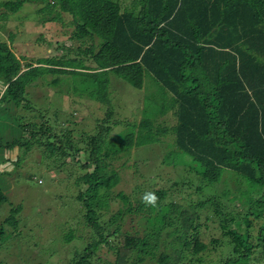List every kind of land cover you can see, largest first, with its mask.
Returning a JSON list of instances; mask_svg holds the SVG:
<instances>
[{"label": "trees", "instance_id": "16d2710c", "mask_svg": "<svg viewBox=\"0 0 264 264\" xmlns=\"http://www.w3.org/2000/svg\"><path fill=\"white\" fill-rule=\"evenodd\" d=\"M24 1H10L5 6L21 7ZM31 1L44 4L45 20L59 25L56 34L62 38L55 44L62 54L38 58L37 65L23 63L10 44L0 39V206L7 201L5 191L16 175L36 184L35 171L21 175L15 169L26 153L41 146L47 159L53 154L74 159L82 148L84 161H76L84 173L75 181L83 186L77 194L83 211L76 220L82 228L69 230L64 240L83 237L86 245L66 264H96L90 260L94 251L117 239L122 240L121 247L115 243L119 261L129 257L128 264H135L146 259L144 256L154 258L162 230L174 220L178 227L167 248L177 250L176 260L171 263L172 254L163 251L156 262L204 264L202 253L208 244L197 237L199 215L177 214V206L171 209L176 217H169L160 203L165 191H157L155 205H147L159 210L147 217L149 233L135 238L121 232L132 203L128 194L114 193L120 177L109 159L118 153L129 156L136 148L146 149L168 133L174 136L177 148L164 155L162 165L176 166L181 157L191 156L199 175L209 171L217 177L228 170L242 177L248 188L240 193L251 208L243 215L223 212L219 226L226 240L210 239L211 245L222 243L230 249L216 263H206L248 264L259 249L260 260L264 256V200H260L264 197V0H134L123 10L118 0ZM46 74L67 75L75 92L79 88L109 110L110 75L137 89L150 76L154 81L148 82L150 92H157L158 97L148 102L147 115L109 139L107 133L113 125H109L106 111L98 133L86 135L80 144L63 124L52 126L23 114L30 105L24 96L26 86ZM59 79L54 77L50 84L56 85ZM165 110L171 111L175 122L161 129L154 119ZM64 145L75 154L68 153ZM43 168L41 172L47 175ZM109 195L120 198L116 210L108 208ZM220 208L216 206L215 212L221 213ZM18 209H10L2 222L15 227ZM2 225L0 239L8 234ZM186 250L195 257L186 256Z\"/></svg>", "mask_w": 264, "mask_h": 264}, {"label": "rangeland", "instance_id": "374dc122", "mask_svg": "<svg viewBox=\"0 0 264 264\" xmlns=\"http://www.w3.org/2000/svg\"><path fill=\"white\" fill-rule=\"evenodd\" d=\"M10 1L15 0H0V39L10 44L14 53L23 58L22 62H34V65H37L38 58L62 54L55 44L57 38H62L56 34L59 25L55 26L45 20L44 4L27 0L21 7L11 8L9 4L5 6V3ZM118 1L123 10L125 7L130 8L134 0ZM54 77L60 78L56 85L50 84ZM151 79L150 76H145L144 86L137 89L115 75H110L107 87L109 110L106 105L90 99L85 92H80L79 88L76 87L75 92L67 75L46 74L44 78L37 77L26 86L24 96L30 105L23 110V114L36 122L45 120L46 124L52 126L57 122L63 124V129L71 132L72 140L83 144L81 140L86 135L90 137L98 133L102 119L106 111H109L110 124L105 123V126L113 125L107 133L109 139L130 122H138L143 117L142 114L147 115L150 112L148 102L158 97L157 92H150L152 88L148 86V82ZM155 116L154 121L160 122L161 129L170 127L175 122L171 111L165 110L164 114ZM115 121L117 123L113 124ZM173 138L172 134L167 133L159 142L150 144L146 149L136 148L129 156L118 153L109 159L120 177L113 188L114 193L122 191L128 194L132 203V210L126 216L121 232L135 238H142L149 233L147 217L158 213L159 210L158 207L151 210L143 197L149 193L156 196L157 191H165L160 203L165 205L164 212L166 211L169 217H176L171 214V209H177V206V214L183 211V214L186 213L185 217L199 215L198 222L201 226L197 237L208 244V248L202 253L206 258L203 263H216L230 248L222 243L213 246L210 239L226 240L219 226L224 219L223 212L243 215L251 208L244 202L245 198L240 193V190L248 189L247 185L242 177L228 170L217 177L209 171L199 175L194 169L197 162L191 156L183 159L181 157L176 166L162 165L164 155L177 148ZM52 142L57 140L52 138ZM58 144H62V141ZM64 148L68 153H74L73 148L68 149L66 145ZM82 150L81 148L74 159L59 157V154H53L47 159L44 154L42 156L43 147L39 146L26 153L23 163L15 167L16 172L21 175L35 171L36 184L31 179L25 181L20 175H16L19 179L13 178L9 189L5 191L7 201L0 206V226L3 224L2 227L8 234H4L6 236L0 239V264H66L74 252L81 251L86 245L83 237L75 236L69 242L64 240V235L69 230L82 228L77 225L76 220L83 211L80 201L77 200V194L83 186L75 183L77 177L84 173L79 165V161H84ZM18 155L22 156L21 152ZM77 159L79 161H76ZM43 166L46 167L47 175L41 172L44 170ZM260 200H264V197L261 196ZM202 201H205L204 204L199 206ZM108 205L109 209L116 210L121 205L120 198L109 195ZM220 205L221 213L215 212V207ZM17 206L19 209L14 213L16 226L4 224L2 221L9 215V210L16 209ZM260 209L262 210L261 207H254V210ZM257 223L260 224V219ZM177 227V221L174 220L162 230L154 258L144 256L146 259L135 264H158L156 257L163 251L172 254L169 261L173 263L177 250L167 248V243L172 240L171 233ZM75 234L80 235L78 232ZM113 239L112 237L111 241ZM115 243H118V247L122 246L121 239L115 240L114 243H102L90 260L96 264H128L130 260L126 258L129 257H119L120 261L117 258ZM184 254L195 257L187 250ZM260 254V249L254 252L248 264H264V256L258 260Z\"/></svg>", "mask_w": 264, "mask_h": 264}, {"label": "clouds", "instance_id": "9594fccd", "mask_svg": "<svg viewBox=\"0 0 264 264\" xmlns=\"http://www.w3.org/2000/svg\"><path fill=\"white\" fill-rule=\"evenodd\" d=\"M39 183H41V179H39ZM143 200L144 202H146L147 204H150V205H155L156 203V200H157V197L152 194V193H149V194H146L144 197H143Z\"/></svg>", "mask_w": 264, "mask_h": 264}]
</instances>
